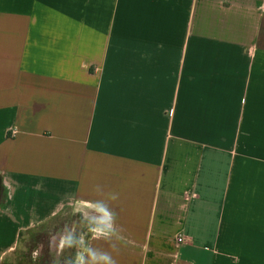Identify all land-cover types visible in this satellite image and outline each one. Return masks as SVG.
<instances>
[{
	"label": "crops",
	"instance_id": "crops-1",
	"mask_svg": "<svg viewBox=\"0 0 264 264\" xmlns=\"http://www.w3.org/2000/svg\"><path fill=\"white\" fill-rule=\"evenodd\" d=\"M66 210L76 254L264 264V0H0V264Z\"/></svg>",
	"mask_w": 264,
	"mask_h": 264
},
{
	"label": "rangeland",
	"instance_id": "rangeland-1",
	"mask_svg": "<svg viewBox=\"0 0 264 264\" xmlns=\"http://www.w3.org/2000/svg\"><path fill=\"white\" fill-rule=\"evenodd\" d=\"M87 215L66 210L47 223L46 228L22 232L16 250L8 261L2 264H72L79 249L81 236H85L84 221ZM71 235L74 243L71 246L59 247L63 237Z\"/></svg>",
	"mask_w": 264,
	"mask_h": 264
},
{
	"label": "clouds",
	"instance_id": "clouds-1",
	"mask_svg": "<svg viewBox=\"0 0 264 264\" xmlns=\"http://www.w3.org/2000/svg\"><path fill=\"white\" fill-rule=\"evenodd\" d=\"M103 211V210H102ZM105 216L108 217V221H98V223H105L106 227H91L89 230L92 232L93 236L99 238L101 236H108L112 230V225L110 223L111 215L105 212ZM74 240L71 235L63 237L60 240L59 247L63 249L65 246H71ZM79 243L83 245V237L80 238ZM85 253L90 257V264H114L113 259L107 253H99L92 249L85 247L82 251L77 252L75 264H86Z\"/></svg>",
	"mask_w": 264,
	"mask_h": 264
}]
</instances>
